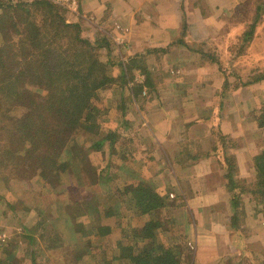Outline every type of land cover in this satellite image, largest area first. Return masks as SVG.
<instances>
[{
	"label": "crops",
	"instance_id": "obj_1",
	"mask_svg": "<svg viewBox=\"0 0 264 264\" xmlns=\"http://www.w3.org/2000/svg\"><path fill=\"white\" fill-rule=\"evenodd\" d=\"M74 1L76 9L71 12L84 36L104 34L113 45L114 36L124 35L119 58L106 61L113 66L109 76L117 79L135 60L151 82L146 97L128 89L122 112L115 108L122 98L113 99L111 93L113 103L105 117L110 122L108 131L117 135L114 152L109 153V142L104 154L92 152L104 157L107 167L116 165L118 169L120 165L128 179L148 183L167 198L168 206L157 210L168 209L170 214L161 225L167 234L163 242L193 246L192 263L232 261L237 253L254 248L262 239L253 234V217H246L237 229L230 227L225 175L229 161L239 178L247 182L255 178L252 158L264 150V141L259 140L264 128L258 127L255 110L244 123L239 98L244 91L261 98L264 81L245 90L239 86L233 94L239 110L231 112L226 106L228 94L223 92L226 77L213 72L216 62L211 64L202 52L211 47V41L221 43V39L219 52H227L232 43L237 48L256 16L257 5L264 0ZM221 4L232 9L223 23L211 30L209 21L220 20V15L206 16L205 11L214 6L210 14L220 13ZM243 7L249 10L244 16ZM263 51L264 15L246 51L234 62L245 53L261 57ZM244 135L250 136L248 140ZM260 225L264 231V223ZM100 226L112 228L111 234L117 230L110 224ZM142 235L138 225L136 238Z\"/></svg>",
	"mask_w": 264,
	"mask_h": 264
},
{
	"label": "trees",
	"instance_id": "obj_2",
	"mask_svg": "<svg viewBox=\"0 0 264 264\" xmlns=\"http://www.w3.org/2000/svg\"><path fill=\"white\" fill-rule=\"evenodd\" d=\"M64 12L51 0H0V198L14 217L21 213V229L28 234L30 227L43 225L45 209L36 205L37 200H19L21 186L27 185L23 173L32 172L31 177H35L36 199L47 193L54 195L59 180L78 169L83 151L104 154L109 142V153L114 152L117 135L108 131L100 137L101 120L106 114L94 103L98 93L113 86V99L122 98L115 108L122 112L128 102L123 98L129 96V90L140 94L143 88L151 86L146 78L144 83L127 88L133 80L131 72L139 69L135 60L124 69L126 73L122 69L117 79L110 77L109 63L100 58L101 48L82 37L79 23L65 19ZM263 13L264 5L243 33L232 60L246 51ZM251 74L255 76L243 82V86L264 81V70L258 72L254 68ZM225 81L223 92L229 88L227 78ZM255 118L258 127L264 128V106L255 110ZM89 137L96 139L90 143ZM115 167L105 166L97 175L90 172L94 177L91 180L107 184L112 193L129 199L136 224L129 230L121 229L118 238V230L112 235L108 226H94L90 234L80 233L79 238L91 240L98 247L101 239L111 234L129 264H181L184 245L181 250L161 240L165 231L155 215L168 206L167 198L148 183L128 179ZM252 169L255 179L248 183L238 177L233 163L228 161L225 193L229 224L235 229L249 216L264 223V150L252 158ZM113 195L108 193L106 200ZM107 205H102V212L104 217L111 218L113 211ZM144 215H151V219L142 221ZM32 217L36 221L33 225ZM138 225L142 226L143 239L150 243L136 240L124 245L123 238H136ZM29 239L34 245L33 235ZM56 247L53 244L49 248ZM0 264L13 262L4 258Z\"/></svg>",
	"mask_w": 264,
	"mask_h": 264
},
{
	"label": "rangeland",
	"instance_id": "obj_3",
	"mask_svg": "<svg viewBox=\"0 0 264 264\" xmlns=\"http://www.w3.org/2000/svg\"><path fill=\"white\" fill-rule=\"evenodd\" d=\"M23 1L29 2L31 0ZM51 1L65 9L63 14L65 19L74 21V13L71 12L72 8L76 9V2L74 0L66 1L64 5H60L56 0ZM68 3L69 5L67 6ZM262 5H264V2H260V4L257 5V10ZM211 7L214 6H209V13L205 11V15H214L216 17L220 15V20L217 18L215 22H213V20L209 21L212 22L209 28L211 30H216L218 26L223 23L221 20L229 16L230 9L232 8L229 9V4L223 6L221 4L220 13L210 14L212 12ZM247 12H249L248 8L243 7V16L244 13ZM102 35L91 36L89 34L88 36H84L82 34V37L90 40L94 44H98L101 48L100 58L103 62L107 63L106 61L109 60V58L111 61L115 57L118 59V49L124 44V37H122L124 35L114 36L115 38L111 39L112 42L114 40L115 44L113 43V45L109 43V38L105 37L104 34ZM9 36L11 35L9 34ZM222 42V39L221 43L219 40L211 41V47H208L206 51L202 53L203 56L211 60V64L216 62V66L212 69L213 72L218 71L221 73L222 77L227 78L229 88L226 91L228 94L226 106L231 112H235L236 109L239 110V101L236 100L237 98H235L233 94L238 91L239 86L243 87L244 90L247 88V86H243L242 83L255 76L251 74L254 68L255 71L257 70L258 72L264 70V51L261 57L259 55H254L255 57L252 55V57L245 53L243 55L244 57L234 62V60H232V52H234L236 45L232 43V46L229 47L228 45L227 52H219L218 49L221 48ZM208 54H210V56ZM108 63L109 65L107 66H109L108 71L110 73L113 70V66L111 65L112 62L109 61ZM136 70V75L133 76V80L126 85L127 88H131L134 83L142 84L147 78L146 71L140 72V70ZM232 74H235L237 79ZM125 79L127 80V77ZM111 88L102 90L94 99L95 105L100 107L103 114H106L111 105L110 95L113 91ZM144 90L146 92L144 97H146L148 90L147 88H143V91ZM240 99L243 104V121L246 123V119L251 118L253 110L264 106V88L263 95L258 100L250 91H244L243 96L239 98V100ZM252 104H255V107ZM238 114L240 113H237V115ZM103 117L101 120L100 137L106 135L110 126L108 118ZM248 137L250 136L244 135V138L247 140ZM95 139L96 137H89L88 141L92 143ZM259 140L264 141V136H259ZM79 158L78 169L69 172V174L65 175L66 177H62L59 180L58 191L55 192L54 190V195L47 193L45 196H41L39 200L36 199L38 197V191L34 185L35 177H31L32 172L28 174L23 173L22 178L26 179L27 185L24 186L23 184L21 186L19 200L31 203L37 200L36 205L41 209H45L41 217L43 219V225L36 228L30 227V234L21 229L24 222L21 213H17L14 217L7 205L0 198V237L4 236L0 238V260L7 258L9 261H12L13 264H129V262L122 257L120 248L116 246L114 236L110 235L102 238L98 247L94 246L91 240H81L79 238L80 233L90 234L92 227L100 226L101 224H110L113 228L117 229L118 231L115 233V236L118 238L121 235V229H127L128 226L130 227L136 224V213L132 209L129 199H124L118 194L112 193L107 184H96V182L93 183L91 180V178L93 179L94 177L90 175V172L97 175V173H100L106 166L104 157L96 155L88 149L83 151ZM117 168L119 169V173L124 174V172L120 170L122 169L120 165H118ZM108 193L114 195L109 198V200H106V195ZM10 199L13 200V198ZM15 200L14 198L13 202ZM106 204H108L107 206L111 207L113 211V216L111 218H106L103 215L102 205L105 206ZM98 210L100 212H98ZM155 215L162 225L167 223L170 214L169 210L165 209L160 212L156 211ZM141 219L146 222L151 219V215H145V217ZM35 223L36 221L33 218L32 225ZM261 223L259 218L254 219L252 222L254 225V229H252L253 234L255 233L262 239L260 242H257L258 244L254 248L251 250H244L242 255L237 253L238 255H236V257H234L235 259L232 261L226 260L218 264H264V231L262 229L263 225H260ZM164 226L165 225L161 226V228L163 227V229H165ZM243 228H245V226ZM31 235H33L35 240L34 245L30 244L29 238ZM166 237L167 234L165 232V234L161 235V240H165ZM136 240L141 244L150 243V240H144L142 237L136 239L130 237L127 240L123 238L122 243L127 245L129 241L135 242ZM53 244H56L57 247L50 249L49 247ZM177 246L182 250V245L178 244ZM183 248L184 250L181 251L182 254L180 258L181 264H194L192 263L193 253L195 252L194 247L184 245Z\"/></svg>",
	"mask_w": 264,
	"mask_h": 264
},
{
	"label": "built area",
	"instance_id": "obj_4",
	"mask_svg": "<svg viewBox=\"0 0 264 264\" xmlns=\"http://www.w3.org/2000/svg\"><path fill=\"white\" fill-rule=\"evenodd\" d=\"M57 1V3H59L60 5H64V3L66 2V1H69V0H56ZM71 1V0H70ZM117 41V40H116ZM119 43V42H118ZM117 45V44H116ZM120 45V44H119ZM135 80V79H134ZM146 94V92H145V90L143 91V93H142V95H145ZM2 237H4V236H2ZM2 237H0V238H2Z\"/></svg>",
	"mask_w": 264,
	"mask_h": 264
}]
</instances>
